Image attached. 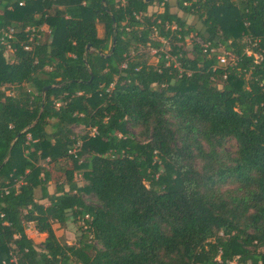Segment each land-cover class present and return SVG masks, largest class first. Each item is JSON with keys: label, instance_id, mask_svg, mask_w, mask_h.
I'll return each instance as SVG.
<instances>
[{"label": "trees", "instance_id": "obj_1", "mask_svg": "<svg viewBox=\"0 0 264 264\" xmlns=\"http://www.w3.org/2000/svg\"><path fill=\"white\" fill-rule=\"evenodd\" d=\"M0 264H264V0H0Z\"/></svg>", "mask_w": 264, "mask_h": 264}, {"label": "rangeland", "instance_id": "obj_2", "mask_svg": "<svg viewBox=\"0 0 264 264\" xmlns=\"http://www.w3.org/2000/svg\"><path fill=\"white\" fill-rule=\"evenodd\" d=\"M97 33H98L99 37H102L103 31H102V28L100 26L97 27ZM189 43H190V40L187 39V45ZM149 53L151 54L150 55L151 58H150L149 62L152 64H155L157 62V58L154 57V51H150ZM5 56H7V54H5ZM222 57H224V56L220 57V59H221L220 64L225 65L226 60H224ZM72 130L77 137L85 134V131L82 127L73 126ZM128 131L132 135H136L138 133L137 130H134L131 128H129ZM234 149H235V142L234 141H228L225 145V150L228 152H233ZM69 165L71 166L70 162H69ZM57 178H58V176H57ZM75 180L79 186H83L86 183L84 181L81 173H79V172L76 173ZM83 198L87 204L94 205L95 201H94L93 197L84 195ZM80 224H81L80 221L77 224H75L71 220L68 221L65 225H59V224L55 223V224H53V230L55 232L56 237L60 241L65 242L68 245H72L76 242V234H77V230H78L77 228ZM26 234L28 235V237H30L33 240L34 244L37 247H40V244L43 242V240L45 238L43 235L37 234V232L33 228V225L27 226Z\"/></svg>", "mask_w": 264, "mask_h": 264}, {"label": "built area", "instance_id": "obj_3", "mask_svg": "<svg viewBox=\"0 0 264 264\" xmlns=\"http://www.w3.org/2000/svg\"><path fill=\"white\" fill-rule=\"evenodd\" d=\"M190 39L191 40H193V41H195V42H197V43H199V44H201V41L199 40V39H195V38H193L192 36L190 37ZM248 55H250V53L248 52L247 53ZM224 60H226V63H225V65L228 63V61H229V59H227V58H225V57H222ZM219 59H220V57H219ZM221 60V59H220ZM219 60V61H220ZM59 104H57V106H58ZM95 132V130H92V132L90 133L91 135H93V133ZM80 142H77L76 143V145H75V147L72 149V150H70L69 151V154H75V152L79 149V147H80ZM87 217V216H86Z\"/></svg>", "mask_w": 264, "mask_h": 264}, {"label": "water", "instance_id": "obj_4", "mask_svg": "<svg viewBox=\"0 0 264 264\" xmlns=\"http://www.w3.org/2000/svg\"><path fill=\"white\" fill-rule=\"evenodd\" d=\"M88 50H89V47L86 48V51H88ZM46 89H47V88H44V89H43V93L46 91Z\"/></svg>", "mask_w": 264, "mask_h": 264}]
</instances>
